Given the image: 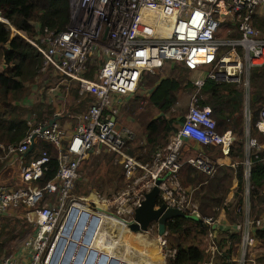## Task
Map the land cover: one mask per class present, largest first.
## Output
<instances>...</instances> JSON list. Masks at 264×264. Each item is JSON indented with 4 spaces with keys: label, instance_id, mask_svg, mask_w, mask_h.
I'll use <instances>...</instances> for the list:
<instances>
[{
    "label": "built area",
    "instance_id": "1",
    "mask_svg": "<svg viewBox=\"0 0 264 264\" xmlns=\"http://www.w3.org/2000/svg\"><path fill=\"white\" fill-rule=\"evenodd\" d=\"M67 7L64 29L55 32L44 28L31 37L21 36L41 57L38 74L58 80L46 89L51 100L52 91L58 85L66 89L68 82L74 84L78 95H87L89 100L82 111L69 116L73 118L70 126L58 123L59 117H68L61 110L53 111L51 117L55 120L51 124L47 123L51 117L34 123L33 115H29L26 124L30 129L19 142L0 143V162L14 173L13 185L0 183V215H12L11 211L19 207L31 208L33 223L32 234L20 246L23 259L8 254L0 257V264H51L50 251L59 236L60 219L64 210L67 213L74 204L69 193L81 162L90 153L114 156L123 178L134 188L130 196H126L124 188L114 196L121 211L129 216L122 222L131 219L143 194L156 185L159 201L167 207H175L202 224L214 223L211 216L199 214L197 204L191 200L192 189L182 188L177 178L183 164L205 174L212 171L203 156L183 157L184 144H221V150L226 152L231 141L229 130L220 134L215 131L210 108L197 105L198 89L205 78H211L239 83L247 92L249 70L264 64V34L251 23L256 16L264 17V0H67ZM0 21L15 31L4 18L0 17ZM224 22L233 25L228 31L236 37H215ZM165 61L181 63L189 71H197L201 65L211 67L202 77L191 79L195 89L189 93L176 131L162 148L154 151L149 162L141 163L126 153L133 132L116 121L124 104L120 97H128L137 89L142 74L157 71ZM197 113L205 115L212 126L200 122ZM243 116L247 135V99ZM253 126L264 135V104L257 111ZM196 132L203 133L207 143L197 140ZM35 140L46 143L53 154L44 149L34 159L25 161V152ZM255 146V139L247 137L246 152ZM51 156L55 158L56 170L50 179L39 184ZM244 165L246 175L247 160ZM244 193L247 195V186ZM247 211L245 205L244 217L234 224L233 231L240 234L238 264L248 260L246 252L256 243L254 228L264 226V209L252 218ZM94 216L98 219L95 235L101 220ZM147 229L156 231V223L151 222ZM159 239L164 256L172 254L165 250L163 238ZM204 240L209 258L203 264H211L212 255L218 251L215 228H209ZM54 264H58L57 259Z\"/></svg>",
    "mask_w": 264,
    "mask_h": 264
},
{
    "label": "trees",
    "instance_id": "2",
    "mask_svg": "<svg viewBox=\"0 0 264 264\" xmlns=\"http://www.w3.org/2000/svg\"><path fill=\"white\" fill-rule=\"evenodd\" d=\"M0 17L15 30H10L0 21V143L6 145L19 142L27 134L30 129L26 124L29 115H33L34 123L52 116L54 111L52 103L42 98L48 96L44 87L41 90V98L44 102L38 100L29 106L24 104L26 89L38 74L41 57L21 34L31 37L36 32L41 33L44 28L55 32L64 29L68 18L67 0H0ZM251 23L264 34V17L256 16ZM167 62L169 64L166 75L158 77L154 76L155 74L144 73L140 77L138 88L141 83L147 87L145 100L150 108L155 109V113L143 122L140 140L131 145L132 140L126 153L141 163L151 160L154 151L164 146L170 134L176 131L182 121V110L175 108L176 94L183 88H190V92L195 89L192 80L188 77L190 71L183 64ZM247 81V92L239 83L211 78H205L198 89L197 105H207L214 119L215 131L220 134L229 130L231 137L225 154L222 153L221 144H202V149L212 164L210 174H205L189 164H183L179 168L178 182L181 186L192 189L191 200L197 204L201 216L209 215L215 219L217 214L215 210L222 208L229 222L236 221V218L238 222L241 221L242 215L239 209L235 215L227 212L226 209L225 196L232 177L236 179L234 207L242 205L244 187L247 186L248 217L252 218L263 210L257 211V207L264 206V147L260 148V144H264V136L254 128L253 123L257 111L264 104V64L252 67ZM73 89L76 90V87L74 86ZM73 92H75L74 98L78 100L73 110L85 108L89 100L88 96L78 95L77 91ZM245 97L250 113L247 135L244 131L243 116ZM139 98L133 96L124 106L125 111L129 113L132 110L131 103L135 104ZM247 137L254 138L256 146L246 152ZM44 149L51 152L50 155L53 154L46 143L42 141L33 143L25 152V159H34ZM101 155L98 157L103 159V163L94 160V170L97 171L95 174L98 172L102 174L89 179V172L86 173L88 166H83L82 170L85 174L81 176L80 171V176L74 180V189L70 191L69 197L76 193L80 185L83 188L87 187L81 192L83 195L94 188L96 192L107 193L106 196H110L114 191L109 194L106 192L107 189L111 186L114 190L120 187L123 178L120 164L116 161L112 163L110 161L112 156L106 152H102ZM223 156H227L230 163L234 162L235 166L221 165L215 161L216 158ZM246 160L248 171L245 175ZM55 170L56 161L51 156L47 170L38 183L43 184L50 179ZM82 177L88 178L86 182H82ZM183 214L184 216L174 217L165 222V250L172 252L169 256L165 255V263L203 264L208 260L209 255L201 246V240L204 239L209 227L195 217L191 218L186 213ZM88 215L91 216L89 213ZM88 215L85 221L89 219ZM1 219L4 221L0 223V254L5 251L6 240L11 238L10 232L16 226V223L11 224V221L5 217ZM7 226L11 229L5 230ZM216 229L215 246L218 251L212 255L211 264H238L236 258L240 243L239 232H231L227 227ZM252 234L261 245H264V226L254 228ZM255 260L256 263L264 264V257L258 256Z\"/></svg>",
    "mask_w": 264,
    "mask_h": 264
},
{
    "label": "rangeland",
    "instance_id": "3",
    "mask_svg": "<svg viewBox=\"0 0 264 264\" xmlns=\"http://www.w3.org/2000/svg\"><path fill=\"white\" fill-rule=\"evenodd\" d=\"M220 28H221V31L216 32L215 37L221 38V39L226 38L228 36L236 37V35H232V34L229 35L228 30L234 28L232 24L224 22V23H221ZM171 63L177 64V62H171ZM168 64L169 63L165 61L163 63V66L160 69H158L157 71L153 73H150L149 75L155 74L154 76H158V77L166 75V73H168L167 71ZM210 67L211 65L198 66L197 71L188 72V77L190 79L192 78L195 79L199 76L202 77L203 73L208 71ZM41 76H42L41 74H37L33 83L28 84V87L26 89L27 93L25 92L26 95H25L24 104L29 106L32 103L34 104L38 100L43 101V102L45 100L48 103L51 102L52 103L51 106L53 107V109L57 108L56 110H61L62 114L68 115L67 118H65V116H62V119L59 120L58 123L60 125H65V126L69 124L70 126L71 125L70 123L72 122L73 118L70 117L71 118L70 119L69 116H73V114L78 113L79 111L84 109V107H80V110H73V108L77 106V101H78L77 99L74 98L75 92L73 91H76L75 89H73L74 84L68 82L69 86L66 89L61 87V85H58L55 88V90L52 91L53 93L52 100H51V97L49 96H46V98L42 97L44 99L43 100L41 98L42 87L45 88V92H46V89L53 86V83L55 84L58 80L54 81V78L52 76L48 77V75L46 76L47 77L46 79L42 80ZM180 92L178 93L179 96L176 97L175 108L176 109L179 108L180 110H182V114L184 116L186 108H187L190 88L188 87L183 88ZM147 93H148L147 87H145V85L141 83L139 88L137 87V89H135L133 93L128 95V97L126 96L120 97L122 100H124V104L120 106L119 108L118 115L116 116V121L118 123H121L127 126L133 132V139H132L133 141L131 142V145L140 140L142 136L143 122H145L149 118L150 115L155 113V109H152L147 105V102L145 100ZM47 94H50V93L46 92V95ZM133 96H139L140 98L135 104H133V102L131 103L132 110L128 113L127 111H125L124 106H126L130 102V99ZM37 142L38 140H35L34 144H36ZM128 148H129V144H128L127 149ZM99 155L102 156L101 153L99 154L90 153L83 160V162H81L80 164L81 168H79V172L77 173V176H80V171H81V176L85 174V171L82 170L83 166H88V170L86 171V173L89 172V175H88L89 179L93 178V176L95 177V175H99V174L101 175L102 174L101 172H98L97 174H95L97 171L94 170V165H95L94 160L101 161L100 164L103 163V159L101 157H98ZM189 155L203 156L207 159L209 163H211L209 159L207 158V155L204 152L193 153L188 147H184L182 149V156L187 157ZM114 159L115 157L112 156L110 161L114 163ZM24 160L27 161V158ZM111 162L109 163L112 164ZM13 179H14L13 169H9V170L5 169L3 162H0V183L13 185L14 184ZM87 179H88L87 177H82V182H86ZM183 187H186V186L182 185V188ZM72 189H74V186ZM86 189L87 187L83 188L80 185L79 187H77L76 193L73 195H70V197L74 199L72 202L74 204L79 205L82 210L89 213L90 215H96L99 212H102V213L105 212L107 213L108 216L118 219L120 221L127 220L129 218L127 213L121 211V205L118 202V200L115 201L114 199V196L116 195V193L120 191L121 189H123V191L127 190L126 196H130L132 192L134 191V188L131 185L127 184V181L125 180V178H122L120 187L117 188L116 190H114L113 186H111L110 189H107L106 192H109V194H111L114 191L110 196H106L107 193L105 194V193L96 192L94 188H91L87 192L86 195H83L81 192H83ZM105 200L109 201V203H106ZM67 201L68 200H66V203ZM124 203L125 202H121L122 205ZM245 205L248 206V202H246ZM260 209H264V206L261 205L257 207V211ZM11 212H12V215L4 216V217L7 218L9 221H11V224L16 223V226H14L13 228L14 230L10 232L11 238L6 240L7 241L5 243L6 249L2 254H0V257L11 254L10 252L16 248L20 249V246L23 244V241L28 236H30L33 232V223L30 218L31 208L19 207L15 210H12ZM65 213H66V209L64 210V214L60 219V222H59L60 226L65 218ZM187 215L192 218L191 215L189 214ZM78 216L79 214L76 213L74 220H73L74 223L72 222V227L67 232V234L70 236L76 226ZM26 217H29V218L27 219ZM1 218L2 217H0V223L4 221V219L2 220ZM88 218H90L89 215H88ZM237 221L238 220L236 218V221L234 222H237ZM88 222H89V219L84 221L82 225V229L79 232V237L77 240L78 244L83 238ZM121 224H122V221H121ZM206 226H208L209 228H214L216 224L212 223L211 225H206ZM10 229L11 228L8 226L5 228V230H10ZM161 237L163 238L164 244L166 245L165 234L161 235ZM161 237L157 236L156 231L153 229H147L145 232L143 231V232L132 233L127 229V227L124 224H122V226L115 224V223L111 224L110 221L102 219L101 222L99 223L98 229L96 230V234L94 235L93 238L90 239V242H91L90 246L98 251L105 252L108 255H112L118 259L129 262L131 264H166L165 256L163 254L164 249L161 247L160 239H159ZM110 243L114 244L113 248L109 246ZM96 244H98L99 247H97ZM204 244H205V240L202 238L201 246H203ZM255 246H257V244ZM148 250L150 251L151 254L154 253L153 255L155 257H148L147 255ZM70 263L71 262H69V264ZM95 264H96V260H95Z\"/></svg>",
    "mask_w": 264,
    "mask_h": 264
},
{
    "label": "water",
    "instance_id": "4",
    "mask_svg": "<svg viewBox=\"0 0 264 264\" xmlns=\"http://www.w3.org/2000/svg\"><path fill=\"white\" fill-rule=\"evenodd\" d=\"M54 120L55 117H51L48 119L47 123L51 124ZM32 138L33 135L30 139L32 140ZM30 147L31 144L28 150L30 149ZM74 213L75 209L73 207L70 208L69 216H65L66 218H64L61 224L59 234L66 233L68 231ZM86 216L87 212L81 210L76 222V226L72 231L69 240L64 242L63 238L57 239L58 243L55 247V252H51L49 263H56L57 251H59V247L63 243L64 249L62 252L61 260L58 261V264H69L68 260L73 252H75V255L72 264H79V261L82 257L84 258L83 264H91L95 256L97 257L96 264H104L106 261L107 264H116L117 261H120V264H129L126 261L118 260L116 257L108 255L105 252L98 251L90 246V239L94 234L95 225L98 220L97 217L94 215L90 216L86 231L84 232L83 238L81 239L80 243H76L79 229L82 223L84 222ZM178 216H184V214L177 208L167 207L163 202L159 201V192L156 185H154L143 194V199L140 201L139 205L133 209L131 219L128 221H123L122 224H124L130 232L136 233L143 231L145 232L147 230L148 225L151 222H155L156 234L158 236H161L165 233V222ZM197 220L199 221V219Z\"/></svg>",
    "mask_w": 264,
    "mask_h": 264
},
{
    "label": "crops",
    "instance_id": "5",
    "mask_svg": "<svg viewBox=\"0 0 264 264\" xmlns=\"http://www.w3.org/2000/svg\"><path fill=\"white\" fill-rule=\"evenodd\" d=\"M46 76H47L46 74L42 75L41 79L42 80L46 79L47 78ZM176 95L179 96L178 94H176ZM56 109L57 108H54V110H56ZM58 111H60V110H58ZM61 119H62V117H59L58 121L61 120ZM259 133L261 134V132H259ZM183 146L184 147H188L193 153L204 152L203 149H202V144H199L197 142H188V143H186V145L184 144ZM257 147H258V145H257ZM263 147H264V144L261 143L260 144V148H263ZM222 153L225 154L226 152L222 151ZM198 156H200V155H198ZM215 161L217 163L221 164V165H229L231 167L235 166L234 162L230 163L229 158L227 156L216 158ZM211 166H212V164H211ZM235 186H236V179L234 177H232L231 180H230V185H229L228 191H227L226 196H225L226 209H227V212H230L233 215H235L236 214L235 212H237V210L239 209V211H240V213L242 215V218H243L244 215H245V204L247 202V196L245 195V193L243 191L242 205L234 207V204L236 202V197H234ZM74 207L76 208V213L79 214L80 211H81L79 206L77 204H74ZM215 211L217 213L216 217H215V222H214V224H216V226L214 227L215 230H217L216 228L221 229L223 227L224 228L227 227L228 230L232 232L234 230V224H236L238 221L237 222H234V221H230L229 222L226 219L227 218L226 217V213H225V211L222 208L216 209ZM96 215H98L100 220H102V219L108 220V221H110L111 224L115 223V224H118V225L122 226L121 222H113V221H111L105 213L99 212ZM4 216L5 215H2L0 217H4ZM215 234H216V231H215ZM70 237H71L70 235H66L65 241L69 240ZM93 237H94V234H93L92 238ZM256 244H257V246H255ZM56 245H57V243H56ZM203 248L205 249V244L203 245ZM10 253L13 254L16 257V259H18V260H22L23 259V254L20 252L19 248H16V249L12 250ZM246 255H247L248 260L245 262V264H259V263H256L255 258L258 257V256L264 257V245H261L256 239V243L254 244V246H251L250 248H248V251H247ZM118 260H120V259H118ZM236 260H237V258H236ZM92 264H95V260H93Z\"/></svg>",
    "mask_w": 264,
    "mask_h": 264
},
{
    "label": "bare ground",
    "instance_id": "6",
    "mask_svg": "<svg viewBox=\"0 0 264 264\" xmlns=\"http://www.w3.org/2000/svg\"><path fill=\"white\" fill-rule=\"evenodd\" d=\"M95 198V197H94ZM95 201V200H94ZM74 209H75V213L73 214V216H72V220H71V222H70V225H69V228H68V230H70V228L72 227V222H73V220H74V217H75V214H76V208L74 207V204H72L71 205ZM69 213H70V210H68L67 211V213H66V217L67 216H69ZM97 213V212H96ZM88 214V213H87ZM106 215H107V213H105ZM108 216V215H107ZM65 217V218H66ZM87 217V216H86ZM99 218V217H98ZM108 218L111 220V221H113V222H121L120 220H118V219H115V218H113V217H110V216H108ZM85 221V220H84ZM74 223V222H73ZM84 223V222H83ZM83 223H82V225H83ZM82 225H81V227H80V229H79V232L81 231V229H82ZM68 232V231H67ZM67 232L66 233H61V234H59V236L56 238V240L54 241V244H53V246H52V249H51V251H50V255H51V252L52 251H54L55 252V247H56V243H58L57 242V239L58 238H63V240H64V242H66L65 241V238H66V235H68L67 234ZM72 234V233H71ZM106 236H107V234H106ZM78 237H79V233H78V236H77V240H78ZM77 240H76V243H77ZM118 241V240H117ZM106 243V242H105ZM104 243V244H105ZM109 243V242H108ZM116 243V242H115ZM78 244V243H77ZM90 244H91V242H90ZM97 245V247H99L98 246V244H96ZM113 243H110L109 244V246L110 247H112L113 248ZM63 249H64V244L62 243L61 245H60V247H59V251H57V256H56V258H57V260L58 261H60L61 260V256H62V252H63ZM62 250V251H61ZM108 250V249H107ZM106 251V250H105ZM152 252V251H151ZM147 254V253H146ZM154 253H150V251L148 250V257H155L154 255H153ZM157 254V253H156ZM74 255H75V252H73L71 255H70V257H69V260H68V262H71V264H72V262L74 261ZM49 259V258H48ZM93 260H96L97 261V257L95 256L94 258H93ZM93 260H92V262H93ZM121 260V259H120ZM92 262H91V264H92ZM84 263V258L82 257L81 258V260L79 261V264H83ZM106 263H107V261H106ZM106 263H104V264H106ZM127 263H129V262H127ZM135 263V262H134ZM145 263V262H144ZM116 264H120V261H117V263ZM129 264H131V263H129Z\"/></svg>",
    "mask_w": 264,
    "mask_h": 264
},
{
    "label": "clouds",
    "instance_id": "7",
    "mask_svg": "<svg viewBox=\"0 0 264 264\" xmlns=\"http://www.w3.org/2000/svg\"><path fill=\"white\" fill-rule=\"evenodd\" d=\"M205 111L207 112L208 110H205ZM196 118H197L200 122H202V123H204V124H206V125L212 126V124H213V122H211L210 120H208V119L206 118V116L203 115V114L197 113V114H196ZM194 135H195V138H196L197 140H200V141H202V142L207 143V139H206V137H205V135H204L203 133H201V132H196Z\"/></svg>",
    "mask_w": 264,
    "mask_h": 264
}]
</instances>
